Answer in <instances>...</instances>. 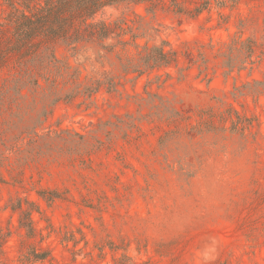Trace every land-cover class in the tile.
I'll use <instances>...</instances> for the list:
<instances>
[{
	"label": "rangeland",
	"instance_id": "1",
	"mask_svg": "<svg viewBox=\"0 0 264 264\" xmlns=\"http://www.w3.org/2000/svg\"><path fill=\"white\" fill-rule=\"evenodd\" d=\"M6 12L0 0V20ZM136 15L160 31L176 63L124 76L90 49L72 57L56 44L60 59L83 65V76L109 72L117 90L54 104L41 91L0 101V156H8L0 158V264H114L123 255L264 264V1L213 4L194 19L143 5L96 18L131 25ZM232 40L250 41L254 55L236 50L246 63L230 72L219 50ZM7 79L4 68L0 92ZM228 118L235 133L224 130ZM41 190L60 198L47 203ZM17 204L29 214L13 211ZM27 218L31 235L20 227Z\"/></svg>",
	"mask_w": 264,
	"mask_h": 264
},
{
	"label": "trees",
	"instance_id": "2",
	"mask_svg": "<svg viewBox=\"0 0 264 264\" xmlns=\"http://www.w3.org/2000/svg\"><path fill=\"white\" fill-rule=\"evenodd\" d=\"M7 7L5 17L0 20V70L7 68L10 79L4 81L0 92V101L5 97L25 98L36 91L42 97L57 103L72 101L77 96L92 98L101 90L112 93L117 90L118 81L109 72L103 71L98 78L83 76L81 64L71 65L60 59L54 52L56 44L76 57L90 49L95 61L105 68L104 60L124 76L151 74L161 68L176 63L178 55L169 42L160 37V31L150 26L144 18L136 19L128 25L124 20L108 23L96 17L108 8L120 6H145L146 11L166 8L175 15L189 19L209 12L213 4L222 9L230 3L232 6L242 0H1ZM264 1V0H262ZM250 41H231L223 43L220 55L228 71L243 69L246 61L234 59L235 51L244 59L254 55ZM240 46L238 50L237 46ZM241 52V53H240ZM201 55V56H200ZM204 55V54H203ZM199 59L204 61V56ZM198 58V55H197ZM87 60V59H86ZM189 61H192L190 58ZM258 83V82H256ZM245 86V85H244ZM64 89V94L62 95ZM238 90L239 87L234 88ZM48 90L49 95L44 94ZM26 92V93H24ZM242 95V94H241ZM239 119V118H238ZM230 121L232 133L237 131L236 123ZM236 126V128H235ZM1 159H8L3 152ZM37 196L47 203L60 196L55 191H38ZM20 210L25 216L27 210H21L20 204L11 208ZM20 227L33 233L30 220L20 221ZM35 260H43L45 254H36ZM114 264H151L136 263L123 255Z\"/></svg>",
	"mask_w": 264,
	"mask_h": 264
}]
</instances>
